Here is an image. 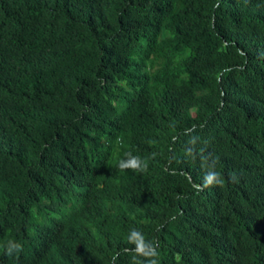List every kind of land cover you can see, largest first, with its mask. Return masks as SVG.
<instances>
[{"label": "trees", "instance_id": "1", "mask_svg": "<svg viewBox=\"0 0 264 264\" xmlns=\"http://www.w3.org/2000/svg\"><path fill=\"white\" fill-rule=\"evenodd\" d=\"M38 4L0 0V264H55L57 253L72 261L67 264H103L95 256L103 244L55 214L68 201L77 210L84 171L122 173L124 182L135 176L115 165L136 146L108 141L87 156L92 142L80 119L65 116L54 124V115L29 113L18 97L57 84L65 66L94 70L85 99L99 107L100 117L111 98L123 95L142 58L158 66L141 95L160 112L161 131L152 153L141 158L148 160L147 175L165 189L146 198L144 220L162 225L156 228L164 240L157 244L161 264H207L223 248L219 220L226 213V220L235 218L231 208L250 219L264 212V71L255 76L250 65L264 56V0H81L87 28L73 24L58 39L34 44L31 28L45 22ZM98 10L106 11L107 26ZM115 23L116 54L99 59ZM170 77L173 98L162 83ZM193 138L195 146L188 144ZM209 138L214 143L207 150L201 145ZM212 161L223 184L208 201L193 185L203 183ZM230 236L264 255L250 227L240 224ZM9 240L23 251L7 256Z\"/></svg>", "mask_w": 264, "mask_h": 264}, {"label": "clouds", "instance_id": "2", "mask_svg": "<svg viewBox=\"0 0 264 264\" xmlns=\"http://www.w3.org/2000/svg\"><path fill=\"white\" fill-rule=\"evenodd\" d=\"M31 1L9 0L16 5L20 3L25 6L30 5ZM80 1L69 3L67 0H39V4L35 7L45 17V22L31 28L34 44L58 39L66 31H71L73 24L78 23L87 28L86 23L82 22L84 6L80 4ZM26 12L29 14V10ZM94 13L100 16L107 26L106 11L98 10ZM115 25L112 35L101 46V52L96 54L99 59H103L110 53L116 54L120 25L119 23ZM173 55L170 54L168 57ZM135 56L139 57L138 54ZM255 62L254 66L252 63L250 65L251 68L256 69L255 76H258L264 71V56ZM245 64L242 63L240 68ZM1 67L4 71V66L1 65ZM137 68L123 95L120 98H111L104 106L107 112L100 117H98L99 107L92 106L85 99L94 70H91V74H87L77 68L65 66L57 84L50 88H30L31 94L26 92L18 97L23 109L27 112L54 115V124L63 122L62 119L65 116L80 119L83 122L82 132L92 142L85 152L87 156L91 150L97 151L104 142L108 141L136 146L133 153L126 152V158L115 165V170L119 168L121 171H132L135 172V176L124 182L119 179L122 173L118 177L115 173L109 176H97L92 172L84 171L87 182L75 197L81 201L77 210L73 212L72 201H68L65 211L55 214L60 223L74 225L103 244L104 250L95 253L103 264H118L120 261H126L125 264H161L162 262L157 244L164 240L156 230L162 225L154 220L145 222L144 216L148 208L147 199H156V192H164L165 189L147 175L148 160L141 158L142 153L145 155L152 153L159 141L161 114L153 109L141 95L143 87L152 83L159 73L158 66L150 67L143 58L139 61ZM232 69L234 71V67ZM234 72L231 74L233 75ZM172 78L162 82L167 86L168 98H173ZM96 79H99L101 84L104 82V78L99 75ZM130 128L134 131L126 132ZM121 129L124 131V136L120 133ZM195 139L193 138L188 144L195 146ZM213 141L209 138L201 146L206 145L205 149L209 150L211 146L213 147ZM168 149H171V146ZM154 156L155 154L153 158ZM207 168L203 183L198 181L193 187L197 192L203 189L204 197L211 201L214 191L223 184L221 179L223 173L215 171V161L208 164ZM84 169L87 170L86 164L82 170ZM173 170L174 167L171 168V171ZM246 194L250 193L246 192ZM253 196L254 205H259V195ZM231 212L235 218L229 216L226 220L228 215L226 213L224 221L219 220L221 232L219 242H222L223 248L212 253L207 264H264V255L255 252V249L242 246L239 241L230 236L235 228L242 224L250 227L256 237L264 243V212L259 216H252V219L242 217L243 212L237 213L233 208ZM22 251L23 246L13 240H9L5 246V254L10 257ZM57 255L59 259L55 264H67L65 260L72 262L66 257L64 260L58 253Z\"/></svg>", "mask_w": 264, "mask_h": 264}]
</instances>
